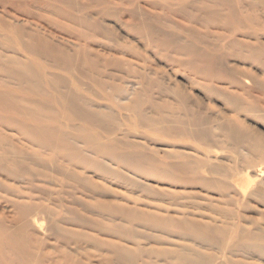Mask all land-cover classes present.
Here are the masks:
<instances>
[{
	"label": "bare ground",
	"instance_id": "bare-ground-1",
	"mask_svg": "<svg viewBox=\"0 0 264 264\" xmlns=\"http://www.w3.org/2000/svg\"><path fill=\"white\" fill-rule=\"evenodd\" d=\"M139 43L190 70L193 85L208 81L205 91L230 113L213 119L183 85H166L168 74ZM233 59L264 74V0H0V264H256L236 255L263 256L264 229L204 222L186 206L143 207L91 175L143 188L123 171L151 170L181 189L229 188L225 178L204 177L203 165L210 175L224 169L203 157L168 153L175 160L164 161L130 139L128 119L204 142H216V128L264 162V136L233 114L263 104L253 93L264 82ZM94 85L105 92L95 100ZM156 88L185 117L152 96ZM148 109L161 116L149 119Z\"/></svg>",
	"mask_w": 264,
	"mask_h": 264
},
{
	"label": "rangeland",
	"instance_id": "rangeland-1",
	"mask_svg": "<svg viewBox=\"0 0 264 264\" xmlns=\"http://www.w3.org/2000/svg\"><path fill=\"white\" fill-rule=\"evenodd\" d=\"M200 28L203 31L206 30L205 27ZM176 31L177 30H175V32ZM139 46L143 52H146L144 51L143 44L139 43ZM146 54L150 56V53L146 52ZM150 57H152V61L157 68H160L161 71L165 70V73L168 74L166 85L170 87H174L176 84L183 85L192 98L195 100L197 99L204 104L205 109L201 110L207 112L213 119H220V113H230L229 107L223 99H221L216 93L209 94L205 91L206 89L204 86L209 83L208 81L203 80V83L205 84L204 86L193 85L189 79V76L193 74L190 70L181 71L159 57ZM231 62L237 64V66H240L241 68H245L249 73H255L256 77L261 82H264V74L258 71V65L252 66L245 63L243 64L241 61L235 59ZM107 70L111 71L112 69L108 68ZM243 78L247 85H254L251 78ZM92 90L93 93L90 95L94 100L99 99L97 98L99 94L103 95L105 93L104 90L97 85L92 86ZM159 90L160 89L156 88L152 92V96L158 101H169L167 102L168 104L171 103L178 109L183 107L173 95L167 93L165 96H162ZM229 90L234 91L235 89L230 87ZM253 94L256 98L260 99L263 104L257 108H252V110L241 111L238 113L234 112L233 114H236L235 117L238 121L244 124V126H247V128L249 127L250 129H255L264 136V121L261 118V116L264 115V90L257 89ZM125 103L130 105L132 104V100L125 101ZM195 108L198 110L197 107ZM148 110L146 116H148L149 119H153V121L161 116L158 113L150 112V109ZM181 110L182 111L177 113L180 118H183L185 117V113L183 112V109ZM169 114L170 113L167 112L164 116L171 119L172 116ZM120 115L124 116V118L132 117V112L122 110L118 116ZM154 116L155 118H152ZM176 119L177 120L174 121V123L181 124L180 119ZM123 128L127 130L130 139H137L146 144L149 149L153 150L155 155L159 156V158L164 161L175 160L174 158H165L168 153L177 154L180 152H186L194 157H203L212 165L221 167L224 169V174L210 175L206 171L208 166L203 165L202 167L206 168L203 169V171L205 170L203 175L207 179L214 176L219 179L225 178L229 188L227 190H215L203 186H189L181 189L182 186H174L160 176H153L151 170L147 171L148 173L145 174H135L128 169L123 171L124 174L138 178L140 184L143 185V188H133L128 185L120 184L112 178L103 179V177L100 178V173L92 172L91 175L93 178L96 181L98 180L101 185L123 192L126 197L131 196L140 199L142 201L141 206L143 207H146V205L149 204L154 208L160 207L163 210L170 208L172 212L175 208L180 207L181 209H185L184 206H186L185 210L192 212V216L204 222L207 221L209 217H215L219 224L225 222V224L228 223L235 229L237 227H244L247 230L256 232L264 229V195H259L260 188L264 191V162L260 156L252 151L241 148V146L236 144L234 140L220 135L216 128V142H204L185 135H167L159 130L134 123V121H131L130 119L124 122ZM237 146L240 147L238 148ZM259 163L261 164L258 165ZM147 186L151 188L152 191H156V194H149ZM157 192H160L161 194H157ZM99 197L102 198L101 196ZM92 217L96 220L99 219L96 215H92ZM138 229L140 231H147L142 227H138ZM147 232L154 233V231ZM202 250L207 252L219 251L217 248L208 249L207 247H203ZM94 252L97 253L99 251ZM236 258L256 264H264V255L260 256L257 253H238Z\"/></svg>",
	"mask_w": 264,
	"mask_h": 264
}]
</instances>
